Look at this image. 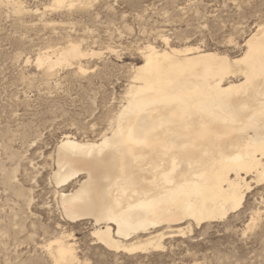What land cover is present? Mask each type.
<instances>
[{
	"label": "rangeland",
	"instance_id": "rangeland-1",
	"mask_svg": "<svg viewBox=\"0 0 264 264\" xmlns=\"http://www.w3.org/2000/svg\"><path fill=\"white\" fill-rule=\"evenodd\" d=\"M20 1L22 12L0 6V264H56L46 246L63 233L81 264H264V184L252 183L238 212L165 231V248L131 255L97 245L94 221L68 223L52 181L65 136L90 142L110 133L143 48L166 49L167 39L172 48L240 57L264 23V0H93L60 9L54 0ZM70 42L88 56L51 72L38 66L39 55Z\"/></svg>",
	"mask_w": 264,
	"mask_h": 264
},
{
	"label": "bare ground",
	"instance_id": "bare-ground-1",
	"mask_svg": "<svg viewBox=\"0 0 264 264\" xmlns=\"http://www.w3.org/2000/svg\"><path fill=\"white\" fill-rule=\"evenodd\" d=\"M4 4L23 11L20 0ZM164 42L143 48L110 133L90 142L67 135L56 150L57 207L70 224L94 221L96 244L110 252L161 250L165 231L224 219L242 209L252 183L264 184V23L237 58ZM87 56L70 42L37 64L51 72ZM71 237L46 246L56 264H81Z\"/></svg>",
	"mask_w": 264,
	"mask_h": 264
}]
</instances>
